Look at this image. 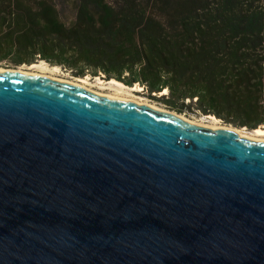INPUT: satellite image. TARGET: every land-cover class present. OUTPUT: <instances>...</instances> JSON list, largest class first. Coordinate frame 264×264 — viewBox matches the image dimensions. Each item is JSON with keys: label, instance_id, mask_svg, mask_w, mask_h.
<instances>
[{"label": "water", "instance_id": "water-1", "mask_svg": "<svg viewBox=\"0 0 264 264\" xmlns=\"http://www.w3.org/2000/svg\"><path fill=\"white\" fill-rule=\"evenodd\" d=\"M0 264H264V141L0 70Z\"/></svg>", "mask_w": 264, "mask_h": 264}, {"label": "trees", "instance_id": "trees-1", "mask_svg": "<svg viewBox=\"0 0 264 264\" xmlns=\"http://www.w3.org/2000/svg\"><path fill=\"white\" fill-rule=\"evenodd\" d=\"M38 61L264 127V0H0V62Z\"/></svg>", "mask_w": 264, "mask_h": 264}, {"label": "rangeland", "instance_id": "rangeland-1", "mask_svg": "<svg viewBox=\"0 0 264 264\" xmlns=\"http://www.w3.org/2000/svg\"><path fill=\"white\" fill-rule=\"evenodd\" d=\"M40 62H43L44 64H39ZM33 64H38V65L37 66L21 65V66L12 67V66L5 65L3 62H0V69H12V70L26 72V73L48 76L50 78H53V79L55 78L56 80L58 79V80H61L63 82L65 81L68 83L82 84V82L80 80H78L79 77L72 76L70 74V72L63 70L60 67L56 66L57 68H52L53 66H50L48 63H46L44 61H38V62L33 63ZM82 79H84V81H83L84 87H86V89H88L94 93L97 92V93H100L101 95L103 94V95L120 96L121 98H124L126 100L127 99L131 100V101L133 100L135 102H138L141 104H146V105L148 104L152 107L177 114V115L181 116L182 118H185L194 124L196 123L197 125H199V124H203L202 126H204V125H206V126L216 125V126H220V127L221 126H224V127L228 126L227 124L223 123L220 119L216 118V120H215L214 119L215 117L210 118L209 116H211V115H207V116L202 115L201 113H199L198 111H195V110H186L183 113H178V112H175L173 110H170L160 101L148 98V96H146L144 94V91L142 90V88L140 86H138L140 88H138V87L135 88L136 86H133L134 88H132V87H130V88H118L117 87L116 88V86L114 87L112 84H110L106 80L102 79L101 77H91L88 75V76L83 77ZM100 81H101V83H100ZM163 93H166V90ZM159 96H161V93L157 94V97H159ZM238 129L241 130L245 136L255 138V136H253L254 130L249 131V130H245L242 128H238Z\"/></svg>", "mask_w": 264, "mask_h": 264}, {"label": "bare ground", "instance_id": "bare-ground-1", "mask_svg": "<svg viewBox=\"0 0 264 264\" xmlns=\"http://www.w3.org/2000/svg\"><path fill=\"white\" fill-rule=\"evenodd\" d=\"M39 64H44L43 62H40ZM38 64H31V66H37ZM52 68H57L56 66H53ZM0 70H3V69H0ZM12 71H15V72H21V71H16V70H12ZM53 79V78H52ZM55 79V78H54ZM56 80V79H55ZM58 80V79H57ZM78 80H80L81 82H82V84H79V83H76L77 85H79V86H81V87H83V88H85L86 89V87H84V85H83V81H84V79H82V78H78ZM58 81H61V80H58ZM65 82V81H64ZM107 82H109L110 84H112L114 87L116 86V88L118 87V88H130V87H126L125 85H123L122 83H120V82H117V81H115V80H113V79H111V80H109V81H107ZM100 83H101V81H100ZM72 84H75V83H72ZM134 86H136L135 88H137L138 86L137 85H134ZM132 88H134V87H132ZM138 88H140V87H138ZM88 90V89H87ZM90 91V90H89ZM90 92H92V91H90ZM163 92H165V90L163 91ZM162 92V93H163ZM94 93V92H93ZM95 94H98V95H101L100 93H95ZM101 96H106V97H110V98H116V99H124V98H121L120 96H115V95H101ZM124 100H126V99H124ZM128 100V99H127ZM133 101V100H132ZM135 102V101H134ZM137 104H141V103H138V102H136ZM148 105V104H147ZM150 106V105H149ZM210 118H214V116L212 117V116H209ZM185 119V118H184ZM215 120H216V118H214ZM187 120V119H186ZM188 121V120H187ZM190 122V121H189ZM192 123V122H191ZM196 124V123H195ZM199 125H203V124H199ZM204 126H206V125H204ZM207 127H210V128H217V127H220V126H216V125H210V126H207ZM221 127H224V126H221ZM224 128H228V129H231V130H234L237 134H239L240 136H245L244 134H243V132L241 131V130H239V129H236V128H232V127H228V126H225ZM254 134H253V136H255V138H253V137H249V138H252V139H255V140H263L264 141V130L263 129H261V128H257V129H254Z\"/></svg>", "mask_w": 264, "mask_h": 264}]
</instances>
